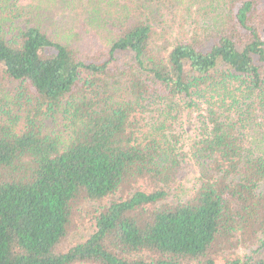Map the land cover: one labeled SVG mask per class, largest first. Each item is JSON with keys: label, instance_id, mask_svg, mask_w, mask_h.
<instances>
[{"label": "trees", "instance_id": "16d2710c", "mask_svg": "<svg viewBox=\"0 0 264 264\" xmlns=\"http://www.w3.org/2000/svg\"><path fill=\"white\" fill-rule=\"evenodd\" d=\"M0 264H264V0H0Z\"/></svg>", "mask_w": 264, "mask_h": 264}, {"label": "rangeland", "instance_id": "374dc122", "mask_svg": "<svg viewBox=\"0 0 264 264\" xmlns=\"http://www.w3.org/2000/svg\"><path fill=\"white\" fill-rule=\"evenodd\" d=\"M29 0H23L24 3H27ZM184 132L187 137H189L193 129L195 127V116L194 114H191L187 112L184 115ZM197 173V167L193 162H188L184 168L183 171V176H184V183L187 186H190L196 177ZM85 206V209L82 211V215H77V218L74 222V225H72V236L70 241L68 242H75L77 241V238H83L86 234H88L92 228V223H93V215H91L92 210L95 209L94 205L92 204H83ZM99 204H96L95 206H98ZM67 244V241L65 242Z\"/></svg>", "mask_w": 264, "mask_h": 264}]
</instances>
